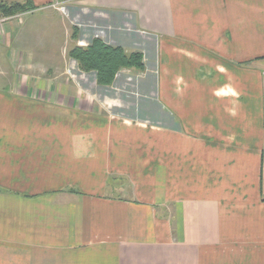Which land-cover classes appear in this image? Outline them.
Here are the masks:
<instances>
[{
    "label": "crops",
    "instance_id": "obj_1",
    "mask_svg": "<svg viewBox=\"0 0 264 264\" xmlns=\"http://www.w3.org/2000/svg\"><path fill=\"white\" fill-rule=\"evenodd\" d=\"M30 1L0 19L1 46L39 9L66 34L74 7L100 39L118 18L156 37L177 122L115 113L75 74L8 54L21 70L0 85V264H264V0Z\"/></svg>",
    "mask_w": 264,
    "mask_h": 264
},
{
    "label": "rangeland",
    "instance_id": "obj_2",
    "mask_svg": "<svg viewBox=\"0 0 264 264\" xmlns=\"http://www.w3.org/2000/svg\"><path fill=\"white\" fill-rule=\"evenodd\" d=\"M12 1L0 0V3ZM66 13L72 23L69 24L67 18L66 34L63 13L39 9L26 17L24 28L27 30L22 43L9 42L0 45L1 88L9 89L14 86L16 83L14 79L16 80L21 70V66L14 65L13 61L8 60L7 55L11 56L16 52L22 55L25 52L31 56L32 63H36V72L45 69V72L52 75L61 70L66 71L67 75L75 74L77 77L73 79L76 83L86 88L105 107H111L110 110L115 113L141 119L152 127L157 121L167 126L176 124L177 121L173 120L162 107V98L159 94L156 37L134 27L127 30L119 24L118 18L110 19L106 26L102 25L106 31L101 40L109 45H119L127 53L139 51L143 56L144 69L121 68L110 85L99 86L96 83L95 71L80 70L76 60L69 56L70 48L75 44L85 47L93 38H100L95 35L98 26L96 20L80 15L71 6L67 7ZM3 17L10 16H0V19ZM17 20L18 18L13 21ZM24 68L28 69L27 66ZM39 83H41L39 86H42L43 83Z\"/></svg>",
    "mask_w": 264,
    "mask_h": 264
},
{
    "label": "trees",
    "instance_id": "obj_3",
    "mask_svg": "<svg viewBox=\"0 0 264 264\" xmlns=\"http://www.w3.org/2000/svg\"><path fill=\"white\" fill-rule=\"evenodd\" d=\"M33 9L35 6L30 0L24 3L1 2L0 16H12ZM69 56L76 60L80 70L95 71L99 86L110 85L121 68L144 69L143 56L139 51L127 53L121 46L109 45L100 38H93L85 47L75 44L70 48Z\"/></svg>",
    "mask_w": 264,
    "mask_h": 264
},
{
    "label": "built area",
    "instance_id": "obj_4",
    "mask_svg": "<svg viewBox=\"0 0 264 264\" xmlns=\"http://www.w3.org/2000/svg\"><path fill=\"white\" fill-rule=\"evenodd\" d=\"M61 9H64L62 6H60Z\"/></svg>",
    "mask_w": 264,
    "mask_h": 264
}]
</instances>
